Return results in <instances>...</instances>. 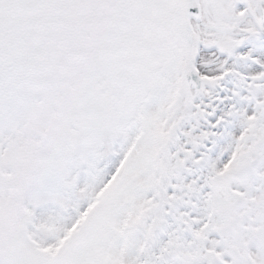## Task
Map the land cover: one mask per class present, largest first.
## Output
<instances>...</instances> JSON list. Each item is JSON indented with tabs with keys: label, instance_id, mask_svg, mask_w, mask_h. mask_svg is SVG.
I'll use <instances>...</instances> for the list:
<instances>
[{
	"label": "snow or ice",
	"instance_id": "6c2138e0",
	"mask_svg": "<svg viewBox=\"0 0 264 264\" xmlns=\"http://www.w3.org/2000/svg\"><path fill=\"white\" fill-rule=\"evenodd\" d=\"M0 264H264V0H0Z\"/></svg>",
	"mask_w": 264,
	"mask_h": 264
}]
</instances>
